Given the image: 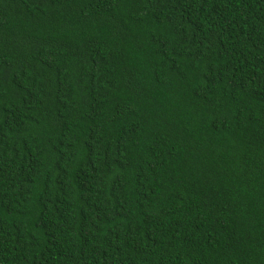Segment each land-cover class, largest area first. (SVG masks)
I'll list each match as a JSON object with an SVG mask.
<instances>
[{"label":"trees","instance_id":"16d2710c","mask_svg":"<svg viewBox=\"0 0 264 264\" xmlns=\"http://www.w3.org/2000/svg\"><path fill=\"white\" fill-rule=\"evenodd\" d=\"M0 264H264V0H0Z\"/></svg>","mask_w":264,"mask_h":264}]
</instances>
